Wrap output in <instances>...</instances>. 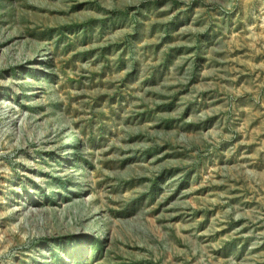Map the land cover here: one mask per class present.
Wrapping results in <instances>:
<instances>
[{
	"label": "rangeland",
	"instance_id": "374dc122",
	"mask_svg": "<svg viewBox=\"0 0 264 264\" xmlns=\"http://www.w3.org/2000/svg\"><path fill=\"white\" fill-rule=\"evenodd\" d=\"M0 264H264V0H0Z\"/></svg>",
	"mask_w": 264,
	"mask_h": 264
},
{
	"label": "bare ground",
	"instance_id": "6f19581e",
	"mask_svg": "<svg viewBox=\"0 0 264 264\" xmlns=\"http://www.w3.org/2000/svg\"><path fill=\"white\" fill-rule=\"evenodd\" d=\"M46 58V57H45Z\"/></svg>",
	"mask_w": 264,
	"mask_h": 264
}]
</instances>
